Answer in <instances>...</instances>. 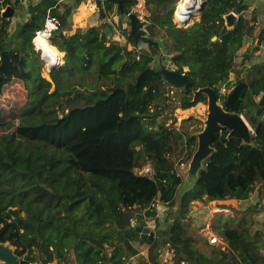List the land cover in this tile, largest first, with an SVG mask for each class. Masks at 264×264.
Instances as JSON below:
<instances>
[{
  "label": "trees",
  "instance_id": "trees-1",
  "mask_svg": "<svg viewBox=\"0 0 264 264\" xmlns=\"http://www.w3.org/2000/svg\"><path fill=\"white\" fill-rule=\"evenodd\" d=\"M138 1L124 0V13L133 12ZM143 1V28L150 36L155 26L163 30L172 62L186 68L191 81L188 91L181 85L177 100L169 94L172 85L163 77L162 64H152L161 52L157 43L149 40L148 49L135 50L105 33L67 31L72 9L67 4L57 11L58 28L48 39L64 53L62 64L46 79L34 59L32 39L43 27L44 4L56 0H27L26 17L12 31L14 14L5 18L1 12L13 0H0V96L5 86L19 82L26 97L16 112L7 109L9 117L0 108V127L11 128L12 117L19 119L13 129L0 133V217L12 219L7 239L26 251L25 262L18 264H131L141 243L148 244V264H159L166 246L173 249L167 264H264V224L255 219L264 197V106L256 114V97L264 93V61L230 78L235 59L242 66L247 62L239 52L244 36L252 37L247 53L264 44V24L256 26L253 13L244 15V0H205L199 18L186 26L173 20L178 0ZM96 3L103 17L120 14L115 1ZM229 12L237 14L230 28L224 19ZM63 71L66 76L60 77ZM90 72L104 83L60 89L62 78ZM206 86L214 89L224 110L243 115L252 128L250 142L228 137L229 129L219 127L212 152L193 186L180 195L170 221L161 229L157 221L154 239L142 240L133 212L146 209L155 215L150 205L156 198L173 205L182 179L171 156L191 158L197 145L185 128L167 131L156 118L176 107L205 103L206 95L194 92ZM222 86L229 90L221 92ZM142 160L151 173L137 171ZM253 192L257 197L240 215L211 223L226 246L209 244L184 225L195 200L245 199Z\"/></svg>",
  "mask_w": 264,
  "mask_h": 264
},
{
  "label": "rangeland",
  "instance_id": "rangeland-1",
  "mask_svg": "<svg viewBox=\"0 0 264 264\" xmlns=\"http://www.w3.org/2000/svg\"><path fill=\"white\" fill-rule=\"evenodd\" d=\"M56 0L57 3V11L61 12L64 8V5H70L72 7L71 12L69 16L67 17V25L66 29L67 31H73L77 33H83V34H91V32L96 33L97 35H100L105 33V35L111 39L118 41L120 45H126L129 49L134 48V42L132 39L128 38V33L130 31V21L124 13L123 15V22L121 29L117 25V15L113 17V19L109 16H101V14L98 12L99 8L96 3V0ZM178 0L176 4L179 2ZM27 2V0H25ZM102 4V2L100 1ZM176 4L175 8L176 9ZM103 5V4H102ZM22 7L17 6L15 7L16 16L14 15L13 18H11V23L9 25V31H12L16 23L18 21L24 20L26 17L25 12V5L21 4ZM98 8V9H96ZM133 12L138 15V17L142 20H146L144 18L146 14V7L144 5L143 0H139L138 4L133 7ZM199 14V13H198ZM195 15L192 17V19L186 24L189 25L192 23V20L198 19L199 15ZM174 20V19H173ZM175 21V20H174ZM184 25V26H186ZM145 28V27H144ZM146 29V28H145ZM154 36L150 37H159L161 38L163 35V30L160 29L158 26L154 27ZM49 39V38H48ZM34 46V49L36 51V55L34 57L36 63L41 65V75L45 77L46 79L50 80V76L48 73V67L45 64L44 59L41 56V52L37 49L36 45L32 43ZM149 44L147 41H138L136 44L135 50H141V49H148ZM240 51V50H239ZM64 53H62L63 56ZM173 53H167L163 54L161 51L158 53V56H154V61L152 62L153 65L158 66L162 64V67L170 68V69H176L177 66L172 62L171 56ZM61 56V59H62ZM243 58L245 59L244 55ZM248 60L249 59H245ZM159 62V63H158ZM62 64V60L61 63ZM59 64V65H60ZM248 62L245 63L244 66L240 65L238 63V58L234 60L233 69L230 72V77H236V73L243 72V69L245 66H247ZM186 70V68H183ZM236 70V72H235ZM66 76V72L60 73V77ZM105 80H95V76L93 72L84 74L83 78H79L77 75L75 77H68L67 79L62 78V82H60V89L61 90H69L73 89L74 87L79 89H85V88H94L96 85H102ZM105 85H107V82H105ZM55 84L52 83L50 87V91L54 89ZM181 85H172L171 90L169 91V94L172 95L173 100H177L179 93L182 91ZM5 93L4 95L0 96V108L5 109V113L7 112V109H11L16 112L20 106H22L25 103L26 97H25V89L22 84L18 83H11L4 88ZM222 92V91H221ZM207 99V96H206ZM12 111V112H13ZM208 113L207 108V100L206 102H197L196 104L186 108L182 109L180 107H176L172 113L163 114L161 116H158L156 118L157 121L164 122L165 129L168 131L171 128L177 129L180 132L183 131V128L189 131V134L194 136L196 138V142L198 144V134L204 129L206 126V116ZM6 117H9V113H6ZM245 119V118H244ZM246 120V119H245ZM12 124L13 126L9 127H0V133L5 132L8 129H13L18 123L19 119H13L12 117ZM248 123V122H247ZM249 125V123H248ZM150 128L157 130V125H149ZM250 126V125H249ZM251 128V127H250ZM197 148V145H196ZM196 150V149H195ZM194 150V152H195ZM213 150V148H212ZM193 152V153H194ZM212 152V151H211ZM172 159L175 163V170L180 175L182 182L179 186L176 196H175V202L173 205L166 204L164 202H161L159 199H155L150 205V209H155V215L151 216L146 213V209H143L138 212V210L134 211L133 214V222L134 224H139L142 226H148L151 229H153L155 236H156V227H157V221H159L158 227L159 229L163 228L166 224V222L170 221V217L172 216V212L175 211V208L178 205V200L180 198V195L185 191L186 189L193 186L195 179L197 178V174L201 166L203 165V161H201L200 165L192 172L191 167V158H184L182 155L181 157L177 156L175 152L172 154ZM142 163V167H140L137 171L138 172H148L145 171V168H149L148 161L142 160L140 161ZM137 169V168H136ZM150 169V168H149ZM219 206L216 201L209 200L207 198H204L201 200H195L191 203L189 212L184 220V225L190 230L193 231L197 236L200 234L198 232V224H201L204 219H206V215L203 217L199 214H201L202 211H206L210 214L211 212H214V216L211 218V222L218 223V221H225V216L221 215L222 209H218ZM195 210V211H194ZM217 211V212H216ZM216 212V213H215ZM219 219V220H218ZM222 219V220H221ZM11 218H8L7 216H1L0 217V238H4V240L0 241V243H3L7 246H9L18 256V261H23V257L25 255L26 251H22L21 247L14 244L11 240L7 239L9 234V228L8 224L12 223ZM216 221V222H215ZM222 221V222H223ZM210 229L212 230V227L210 226ZM206 230V227H205ZM213 231V230H212ZM201 232V231H200ZM203 232V231H202ZM216 234V233H214ZM208 235V232H207ZM210 235V234H209ZM208 235V236H209ZM217 235V234H216ZM207 241L208 238L205 235ZM209 243V241H208ZM210 244V243H209ZM147 243H141L137 248V253L132 255L129 259V262L131 264H148V256H147V249H148ZM197 246H201L204 250H207V246L202 242V240H197L196 242ZM217 246V244H214ZM220 245V244H219ZM223 245V244H221ZM223 246H226L225 244ZM27 264H34L31 262H27ZM48 264H54V262L48 263ZM159 264H167V261L159 262Z\"/></svg>",
  "mask_w": 264,
  "mask_h": 264
},
{
  "label": "water",
  "instance_id": "water-1",
  "mask_svg": "<svg viewBox=\"0 0 264 264\" xmlns=\"http://www.w3.org/2000/svg\"><path fill=\"white\" fill-rule=\"evenodd\" d=\"M20 0H13L11 5H8L1 12V16L5 18H10L14 14L15 7L18 5ZM117 2L120 8V14L117 15V25L121 29L123 22L124 10L122 9V3L124 0H108ZM200 7L198 13L205 5V0H200ZM98 9V8H96ZM130 21V31L128 33V38L132 39L134 46L138 41H149L152 40L154 43H157L163 54H167L168 50L166 49L164 42L159 37H150L147 31L143 28L147 23L146 20H142L138 17L137 14L133 12L126 13ZM194 15L190 12L185 13V19L183 20L184 25H186L189 20L192 19ZM225 25L230 28L235 21L234 12H229L224 15ZM33 43V42H32ZM245 59L248 58V53H244ZM59 64H53L50 66L48 73L55 69ZM161 72L165 81L171 85H182L185 90H190L191 81L187 73L182 68L170 69L166 67L161 68ZM204 93L207 96V108L208 113L206 116V126L198 134V144L195 152L191 157V171L193 172L212 151L211 141L215 136V133L219 127H226L229 129L228 137H238L244 140L245 142H250V132L252 128L248 125L247 121L244 119L242 114L235 112H229L223 109L221 103L218 101V96L213 88L206 86L197 89L194 94ZM264 106V94L258 100V108L256 114L259 115L262 107ZM89 202L92 203V199H89ZM135 230L139 233L142 240L154 239V231L148 226H142L139 224L134 225ZM231 254L229 253V259ZM17 254L7 245L0 243V264H18Z\"/></svg>",
  "mask_w": 264,
  "mask_h": 264
},
{
  "label": "crops",
  "instance_id": "crops-1",
  "mask_svg": "<svg viewBox=\"0 0 264 264\" xmlns=\"http://www.w3.org/2000/svg\"><path fill=\"white\" fill-rule=\"evenodd\" d=\"M247 3V8L244 11V15L246 17H250L251 14L253 13L255 15V24L256 26L263 25L264 24V0H244ZM16 11L14 10V15L16 16ZM73 32V31H71ZM252 42V37L251 36H244L243 42H242V47L240 48V53H247L245 52L246 47ZM63 53V52H62ZM249 61L247 60L248 64L247 66L258 63L261 61H264V44L259 47V49L254 50L251 49L250 52L248 53V58ZM232 78V77H230ZM235 78V77H233ZM232 78V79H233ZM262 94L261 93L258 97H256V100L258 101ZM255 192L251 193L248 198L245 199H236V198H227V199H222V200H214L217 202L219 208L222 209L221 215L224 216H233V215H240L241 212H243L252 202L255 200ZM195 211V210H194ZM238 211V212H236ZM217 212V211H216ZM215 212V213H216ZM204 215L207 216L206 220V230L205 227L201 228L198 230V232L203 235L207 236V232H213L210 229L211 226V218L214 216V212H211L210 214L206 211V214L204 212ZM201 217V216H200ZM255 219L258 220L260 223L264 224V197L261 199V202L258 207V211L255 215ZM201 231V232H200ZM203 231V232H202ZM214 233V232H213ZM260 252L264 255V247L260 249Z\"/></svg>",
  "mask_w": 264,
  "mask_h": 264
},
{
  "label": "bare ground",
  "instance_id": "bare-ground-1",
  "mask_svg": "<svg viewBox=\"0 0 264 264\" xmlns=\"http://www.w3.org/2000/svg\"><path fill=\"white\" fill-rule=\"evenodd\" d=\"M200 3V0H180L176 4L174 19L177 22L181 21L187 11L194 16L197 15ZM52 27L53 24L51 23L50 19H47L46 22L43 24V27L40 30L36 31L32 39V42L41 52V56L44 59L48 70L53 64H60L62 56V51L58 50L55 45L51 44L48 41L49 33Z\"/></svg>",
  "mask_w": 264,
  "mask_h": 264
},
{
  "label": "built area",
  "instance_id": "built-area-1",
  "mask_svg": "<svg viewBox=\"0 0 264 264\" xmlns=\"http://www.w3.org/2000/svg\"><path fill=\"white\" fill-rule=\"evenodd\" d=\"M57 3H49V2H46L44 4V13H45V20L43 21V24L46 22L47 19H50L51 23L53 24V27L51 28L50 30V33H49V36L51 34V32L55 29L58 28V24H59V19L57 17ZM22 4L26 5V2L25 0H22ZM175 14V13H174ZM237 16V14H235ZM185 19V15H184V18L181 19V21L177 22L175 19V22L178 24V25H184L182 24L183 23V20ZM221 91L222 92H225L226 91V87L223 86L221 88ZM150 168V166H149ZM145 168V171H148V172H145V173H151V168ZM144 172V171H143ZM210 234V235H209ZM209 235V236H208ZM207 235V238H208V241L210 244H217V245H221V244H225L224 241H222L218 235L214 234L213 232H209ZM222 245V246H223ZM160 251V250H159ZM162 255H163V260L164 261H168V260H171L172 259V256H173V249L170 248L169 246H166L162 252Z\"/></svg>",
  "mask_w": 264,
  "mask_h": 264
},
{
  "label": "clouds",
  "instance_id": "clouds-1",
  "mask_svg": "<svg viewBox=\"0 0 264 264\" xmlns=\"http://www.w3.org/2000/svg\"><path fill=\"white\" fill-rule=\"evenodd\" d=\"M174 13H175V10H174ZM234 14H235V13H234ZM235 17H236V15H235ZM173 19H174V14H173ZM179 26H184V25H179ZM133 47H134V46H133ZM135 47H136V46H135ZM135 47H134V48H135ZM61 60H62V59H61ZM231 79H232V78H231ZM232 83H233V82H232ZM222 87H223V86H222ZM222 87H221V88H222ZM227 90H229V89L226 88V91H227ZM226 91H225V92H226ZM154 235H155V233H154ZM154 237H155V236H154Z\"/></svg>",
  "mask_w": 264,
  "mask_h": 264
}]
</instances>
